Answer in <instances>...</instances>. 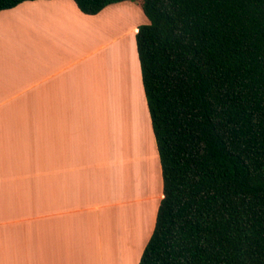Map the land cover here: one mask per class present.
<instances>
[{"label":"crops","instance_id":"crops-1","mask_svg":"<svg viewBox=\"0 0 264 264\" xmlns=\"http://www.w3.org/2000/svg\"><path fill=\"white\" fill-rule=\"evenodd\" d=\"M148 22L141 0L0 11V264H140L163 197Z\"/></svg>","mask_w":264,"mask_h":264},{"label":"trees","instance_id":"trees-1","mask_svg":"<svg viewBox=\"0 0 264 264\" xmlns=\"http://www.w3.org/2000/svg\"><path fill=\"white\" fill-rule=\"evenodd\" d=\"M74 1L97 14L127 0ZM141 4L163 197L140 264H264V0Z\"/></svg>","mask_w":264,"mask_h":264},{"label":"bare ground","instance_id":"bare-ground-1","mask_svg":"<svg viewBox=\"0 0 264 264\" xmlns=\"http://www.w3.org/2000/svg\"><path fill=\"white\" fill-rule=\"evenodd\" d=\"M121 49V48H120ZM127 61H128V59H127ZM106 62V61H105ZM106 70V69H105ZM137 93V92H136ZM116 100V99H115ZM110 105V104H109ZM113 107V106H112ZM113 110V109H112ZM101 113V112H100ZM143 125V124H142ZM144 127V126H143ZM142 127V128H143ZM143 130V129H142ZM157 162V161H156ZM156 164V163H155ZM156 167H158L157 165H156ZM122 168V167H121ZM147 169V168H146ZM123 172V171H122ZM147 172V171H146ZM126 175V174H125ZM156 175V174H155ZM146 176H147V174H146ZM145 181H146V179H145ZM157 181V180H156ZM157 183V182H156ZM156 186H158V183H157V185Z\"/></svg>","mask_w":264,"mask_h":264},{"label":"rangeland","instance_id":"rangeland-1","mask_svg":"<svg viewBox=\"0 0 264 264\" xmlns=\"http://www.w3.org/2000/svg\"><path fill=\"white\" fill-rule=\"evenodd\" d=\"M134 56H135V55H134ZM137 155H139V153H138ZM132 167L135 168L133 165H132Z\"/></svg>","mask_w":264,"mask_h":264}]
</instances>
